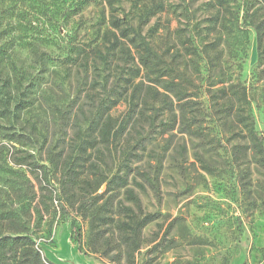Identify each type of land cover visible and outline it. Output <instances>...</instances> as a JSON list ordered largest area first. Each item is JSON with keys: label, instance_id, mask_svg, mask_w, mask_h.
Returning a JSON list of instances; mask_svg holds the SVG:
<instances>
[{"label": "rangeland", "instance_id": "rangeland-1", "mask_svg": "<svg viewBox=\"0 0 264 264\" xmlns=\"http://www.w3.org/2000/svg\"><path fill=\"white\" fill-rule=\"evenodd\" d=\"M112 16L162 59L146 67L127 40L114 46ZM25 17L0 18V236H29L42 264H264V166L249 131L264 137V0H90L66 24ZM172 77L184 119L164 89ZM114 99L107 115L121 125L104 141L97 108ZM66 160L94 181L134 168L131 186L159 214L141 249L116 231L128 219L117 201L132 202L98 196L104 184L81 206L82 187L61 184ZM14 247L2 264H17Z\"/></svg>", "mask_w": 264, "mask_h": 264}, {"label": "trees", "instance_id": "trees-1", "mask_svg": "<svg viewBox=\"0 0 264 264\" xmlns=\"http://www.w3.org/2000/svg\"><path fill=\"white\" fill-rule=\"evenodd\" d=\"M31 5L33 3L32 15L29 10L17 9V7H4L0 6V18H3L6 15H12L16 13L20 15L21 13L26 14V19H28V24L31 28H36L37 22L44 16H48L51 19L54 16L60 15L64 17L62 22L56 21V24H66L69 23L73 15L86 6V4L90 0H28ZM30 5V6H31ZM35 9V10H34ZM152 10H148L144 16H142L140 20L139 26H141L146 20L148 15L152 14ZM28 15V16H27ZM30 15V16H29ZM20 18V17H19ZM112 27L118 29V33L114 34L113 45L118 46L121 41L124 39L127 40L130 44L134 45L137 48L139 53V61L141 65L146 67L153 64V60L156 58L162 59V57H158V54L153 50L149 42H147L142 34L140 33V27H134L133 24L129 20H125L124 18L112 16L110 20ZM257 39L258 43H261L264 40V25L263 22L259 23L256 26ZM166 72L161 71L157 74L154 81L157 83H161L162 77H164ZM178 85V86H177ZM164 89L168 92H172L176 99L179 101L178 108L180 109V117L182 119L185 118V106L184 100L187 94L181 92V85L176 81L175 77H172L170 81H167L164 84ZM191 95V94H188ZM168 96V95H167ZM110 101V100H109ZM118 100L114 99L110 103L106 104L107 101L102 102L98 105L97 111L101 112L102 118L96 120V126H98L102 131V136L106 135L107 138L103 137L104 141H108L110 135H114L115 127L120 126L121 123L115 124L111 115H107L112 107L117 104ZM175 111V108L173 109ZM176 113V111H175ZM107 115V116H106ZM177 115V113H176ZM106 116V118H103ZM253 126L254 121L252 120ZM250 135L252 140L254 141V147L256 153L259 155V162L262 166H264V137L259 134L255 128H250ZM81 165V164H80ZM84 167V166H83ZM121 169H125L126 172L122 173ZM117 172L113 173L111 176H103L101 179L92 180L90 177L86 178H76L81 172L75 168V165L70 163L68 160L65 161L64 167L62 169V185H71L76 184L79 187H82L86 194L82 199L81 206H84L86 209L90 208L93 205V198L89 195L95 191H98L102 185L105 184V189L101 194H98L100 197H104L105 194H108L111 191H114L112 196H118L120 193L124 194L126 200L132 202V206L124 205L122 200L117 201V210L119 213H126L128 216L127 220L119 219L116 224V231L119 234L122 243L131 251H137L142 247L143 241V230L144 228L152 221L159 217L158 213L148 212L144 209L142 200L140 196L137 194L135 188L130 184V174L134 171V168L129 164H125L124 168L122 167ZM98 171V168L96 167ZM141 187L145 189L144 184H140ZM152 190L156 195L159 196L160 190L159 187L155 183L150 184ZM110 200V197H109ZM109 203V202H107ZM62 208L65 210V206L63 204ZM114 202L110 204L111 207H114ZM113 219V217H112ZM29 243V244H28ZM26 247L32 248L31 252L28 248H22V251H18V247ZM8 246H15L13 251L16 253L17 264H42L43 260L41 258L40 252L34 249V241L29 238V236L18 235V236H0V264L3 263V255L4 248ZM33 254V255H32ZM32 255V256H31Z\"/></svg>", "mask_w": 264, "mask_h": 264}]
</instances>
